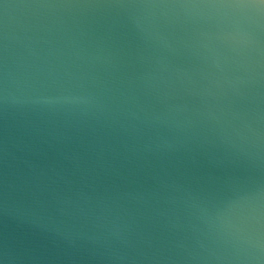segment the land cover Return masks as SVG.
I'll use <instances>...</instances> for the list:
<instances>
[{
	"label": "clouds",
	"instance_id": "clouds-1",
	"mask_svg": "<svg viewBox=\"0 0 264 264\" xmlns=\"http://www.w3.org/2000/svg\"><path fill=\"white\" fill-rule=\"evenodd\" d=\"M0 264H264V0H0Z\"/></svg>",
	"mask_w": 264,
	"mask_h": 264
}]
</instances>
